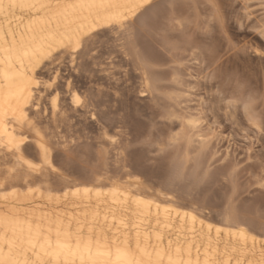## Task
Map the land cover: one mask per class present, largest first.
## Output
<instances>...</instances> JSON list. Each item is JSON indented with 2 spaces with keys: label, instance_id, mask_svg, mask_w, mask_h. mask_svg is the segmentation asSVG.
Wrapping results in <instances>:
<instances>
[{
  "label": "bare ground",
  "instance_id": "1",
  "mask_svg": "<svg viewBox=\"0 0 264 264\" xmlns=\"http://www.w3.org/2000/svg\"><path fill=\"white\" fill-rule=\"evenodd\" d=\"M174 2L0 0V264H264V234L258 235L246 220L229 217L214 222L200 208L190 207L192 203L178 204L171 192H164L168 189L145 187L136 178L139 175L127 174V165L122 169L128 180L114 181L107 155L117 142L108 134V118L103 123L98 110L109 92L102 95L100 86L94 94L88 86L85 96L79 94L83 78L92 85L113 76L111 58L104 67L103 57L97 55L104 39L134 47L135 20L156 23L154 16L163 12L156 7L161 3L162 8L172 7ZM151 52L146 58L135 54L140 93L153 95L160 91L162 76L153 72L156 56ZM67 69L70 72L64 75ZM186 115L177 117L183 130L171 140L187 138L186 130L202 138L198 119ZM88 120L99 126L97 143L85 134ZM75 133H84L86 141L81 143V137L75 141ZM94 146L101 148L97 150L101 162L94 159L100 167L88 168H94L89 179L82 176L80 165L91 158ZM45 149L48 163L42 164ZM29 164L41 166L32 169ZM75 175L87 177V183L76 181Z\"/></svg>",
  "mask_w": 264,
  "mask_h": 264
},
{
  "label": "rangeland",
  "instance_id": "2",
  "mask_svg": "<svg viewBox=\"0 0 264 264\" xmlns=\"http://www.w3.org/2000/svg\"><path fill=\"white\" fill-rule=\"evenodd\" d=\"M162 5L156 7V10L163 12L154 16L157 20L153 19L156 22H152L153 25L142 23L138 18L135 20L138 23L133 29L136 48L122 46L112 37L106 38L108 42L104 39L103 46H99L97 55L103 57L104 67L110 62L109 57L115 64L111 80L90 85L85 78L82 79L81 97L85 96L88 86L94 94L102 86V95H108V92L110 95L109 98L102 97L104 104L98 109L103 123L108 118V134L117 142L113 147L115 149L112 148L113 153L110 150V155H107L110 176L115 178L114 181L123 182L122 179L128 180L126 172L132 177L136 173L135 176L139 175L136 178H140L145 187L152 191L168 189L164 192H171L178 204L189 207L192 203L190 207L200 208L214 222L222 223L229 217L246 220L258 235L264 234V187H261L264 182V128H261L264 114V56L260 53L264 51V37L259 34V29L264 27V0H175V6H170L173 10L167 4H164L167 6L164 8ZM172 13L175 17H172ZM184 35L186 38H182ZM125 47H128L127 51H124ZM148 52L156 56L155 61H151V64L154 63L153 72L163 77L159 86H164V89L160 86V91L153 95L140 93L141 71L136 59V54L146 58ZM64 71L66 75L70 69ZM249 98L254 103L249 105ZM186 114L198 119V132L202 138L197 137L195 131L191 134L190 130H186L187 138H191L190 143L187 138L171 140L173 135L183 130L177 117ZM154 118L157 119L155 122ZM88 121L85 134L97 143L99 126ZM77 134L72 135L73 139L77 141L81 137L80 142L84 143V133ZM90 149V161L84 159V164L80 165L85 173L82 176L88 178H92L94 168L100 167L95 158L99 157L97 150L101 148L94 146ZM93 154H96L95 157ZM125 166L126 172L122 169ZM90 167L94 168L88 171ZM114 169L115 172L117 170L116 174ZM78 175L81 177V174ZM75 176L74 180L87 183L84 181L87 177L79 179Z\"/></svg>",
  "mask_w": 264,
  "mask_h": 264
},
{
  "label": "snow or ice",
  "instance_id": "3",
  "mask_svg": "<svg viewBox=\"0 0 264 264\" xmlns=\"http://www.w3.org/2000/svg\"><path fill=\"white\" fill-rule=\"evenodd\" d=\"M144 2L147 3L148 0H144ZM259 34H260L261 37H264V27H261L259 29ZM261 55L264 56V51L261 52ZM249 101H250V103H254V101H252L251 98H249ZM253 114H255V113H253ZM261 128H264V114H262ZM36 134L39 135V132L37 131ZM52 147L55 148L56 145H52ZM47 153H48V149H45L44 153L40 157L42 164H47L48 163V154ZM40 166H41L40 164H29V167H31L32 169H36V168H38ZM261 187H264V182H262ZM262 215H264V211H262Z\"/></svg>",
  "mask_w": 264,
  "mask_h": 264
}]
</instances>
